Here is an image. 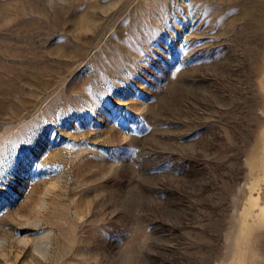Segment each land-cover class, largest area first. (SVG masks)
Segmentation results:
<instances>
[{
    "label": "rangeland",
    "instance_id": "1",
    "mask_svg": "<svg viewBox=\"0 0 264 264\" xmlns=\"http://www.w3.org/2000/svg\"><path fill=\"white\" fill-rule=\"evenodd\" d=\"M259 204L264 0H0V264H264Z\"/></svg>",
    "mask_w": 264,
    "mask_h": 264
},
{
    "label": "bare ground",
    "instance_id": "2",
    "mask_svg": "<svg viewBox=\"0 0 264 264\" xmlns=\"http://www.w3.org/2000/svg\"><path fill=\"white\" fill-rule=\"evenodd\" d=\"M258 204V203H257ZM256 217L259 220L264 219V204H259L258 211L256 212ZM253 229V225H248V224H243L242 227L240 228V233L236 237V243L234 244L235 248H242V252L247 251L248 243H246L245 239V233L248 232L249 230ZM237 244V245H236ZM252 254H255L254 251H252ZM245 260V254L240 255L238 258H234V260ZM248 260V259H247ZM251 264H256L255 261H251Z\"/></svg>",
    "mask_w": 264,
    "mask_h": 264
}]
</instances>
